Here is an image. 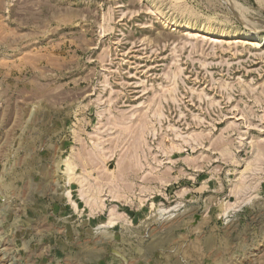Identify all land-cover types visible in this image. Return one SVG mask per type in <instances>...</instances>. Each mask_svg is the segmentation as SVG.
I'll list each match as a JSON object with an SVG mask.
<instances>
[{
    "label": "rangeland",
    "instance_id": "374dc122",
    "mask_svg": "<svg viewBox=\"0 0 264 264\" xmlns=\"http://www.w3.org/2000/svg\"><path fill=\"white\" fill-rule=\"evenodd\" d=\"M262 37L264 0H0V264H264Z\"/></svg>",
    "mask_w": 264,
    "mask_h": 264
},
{
    "label": "bare ground",
    "instance_id": "6f19581e",
    "mask_svg": "<svg viewBox=\"0 0 264 264\" xmlns=\"http://www.w3.org/2000/svg\"><path fill=\"white\" fill-rule=\"evenodd\" d=\"M164 23V22H163ZM180 25V24H179ZM187 25V24H186ZM200 29V28H199ZM248 30H244L240 32V37L242 38H249L250 40H254V38L259 37V31L256 30L255 28H247ZM238 37V36H237ZM264 43V37H262L258 43Z\"/></svg>",
    "mask_w": 264,
    "mask_h": 264
}]
</instances>
